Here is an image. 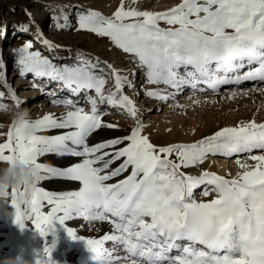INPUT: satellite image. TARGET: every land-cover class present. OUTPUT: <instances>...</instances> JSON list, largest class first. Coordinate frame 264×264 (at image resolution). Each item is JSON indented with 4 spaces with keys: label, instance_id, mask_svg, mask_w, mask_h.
Instances as JSON below:
<instances>
[{
    "label": "snow or ice",
    "instance_id": "6c2138e0",
    "mask_svg": "<svg viewBox=\"0 0 264 264\" xmlns=\"http://www.w3.org/2000/svg\"><path fill=\"white\" fill-rule=\"evenodd\" d=\"M62 19L63 24L57 20V28L72 27L66 15ZM161 21L168 27H161ZM75 29L108 38L133 58L147 84H163L176 91L190 86L200 92L205 89L198 86L206 85L215 94L221 85L264 82V0H181L163 13L126 7L121 0L111 17L92 10L78 12ZM42 35L37 28V36ZM42 44L49 50L57 47L47 39ZM32 48L28 41L14 50L22 76L56 82L72 96L94 90L99 103L126 111L137 123L125 136L90 144L89 137L98 130L119 127L103 121L98 100L88 97L91 107L85 111L72 99L57 97L55 91L34 83V88L52 97L53 105L70 110L60 117L46 114L22 125L12 123L6 142H0V162L34 164L41 172L39 183L25 182L11 189L7 205L14 210L17 226L23 230L30 221L42 238L54 230V222L65 226L70 237L84 240L96 264H264V123L242 121L194 143L155 145L142 134L138 110L124 94V88L132 86L126 75L108 64L114 91L105 96L106 79L99 74L103 69L98 59L94 64L78 53L72 63H58ZM0 84L19 107L3 74ZM147 95L165 101L170 98L157 90ZM4 96L0 91V98ZM53 129L71 130L53 136L40 134ZM46 154L82 160L59 169L38 162ZM239 154L255 163L237 159L242 171L235 178L207 170L199 176L181 171L203 164L210 155ZM117 160L122 161L120 165L111 168ZM123 173L128 175L108 183ZM52 177L78 182L80 187L64 192L45 190L41 182ZM201 185L205 187L200 195L211 199H198L194 194ZM78 217L89 222L107 220L114 234L85 239L66 226ZM105 241H113L114 247L105 248ZM118 245L123 247V256L114 255L120 251ZM54 249L55 242L46 246L35 264H54ZM174 249L177 254L170 255Z\"/></svg>",
    "mask_w": 264,
    "mask_h": 264
},
{
    "label": "bare ground",
    "instance_id": "6f19581e",
    "mask_svg": "<svg viewBox=\"0 0 264 264\" xmlns=\"http://www.w3.org/2000/svg\"><path fill=\"white\" fill-rule=\"evenodd\" d=\"M59 1L60 2L56 6V8L58 14L62 16L65 14V12L67 13L70 10L71 2H77L78 0ZM117 1L118 0H91L90 5L88 4V2L85 1H81V3L84 7L86 4L88 7L90 6L99 9L100 12L111 13L114 10V6ZM127 2L137 7V9L142 8L141 10L146 9L149 10V12L156 13L160 12V10L162 11L168 8L169 6L177 5L179 2H181V0H136V3L134 4L131 3V0H127ZM40 9L42 10V8ZM160 25H162V23H160ZM93 43L98 47H104L107 49H111L113 46H111L110 42L106 40L100 43L94 41ZM5 47H8L9 52L15 55L14 61L17 65L18 57L14 50L19 48L11 47L10 45L8 46V44H6ZM40 48H42V46ZM43 48L47 49L46 46H43ZM118 51L119 50L116 51V48L111 51V53L113 54V59H109L107 61L105 60L103 61V63L106 62L107 64L112 65V67L116 69L120 74H125L127 77L131 70L133 78L136 79V89L134 90V92H132V86H126L124 88V91L127 90V92H124V94H126L132 101L134 100V97L136 98V101H133V103L138 110L137 118L139 121H141V118L143 117L142 121L144 122V117H146L145 115L151 114V116H149L148 122L143 124L142 133L143 135L148 136L150 141L152 140L153 142H162V144H189L192 142L199 141L206 136H210L214 132L224 127L236 126L242 121L248 122L255 120L258 123H264V91H262V89H264V82L243 81L240 84L221 85L215 94L212 92L211 89H207L206 85L198 86V88H204V92L194 90L190 86H184L181 91H176L174 89L168 88L163 84H147L142 69L133 60V58L131 57V59L123 61L122 57H118L120 55ZM1 57L5 56H3V52L0 50V58ZM118 68H121V70H118ZM16 69L17 72L15 75H21L18 65ZM102 69L104 72H106V66H103ZM247 70V68L242 69L241 73ZM110 71L111 70L107 72L108 80L110 82L109 84L113 83L110 88L114 91V77L111 75L109 76ZM181 72H183V69H181ZM30 78V83H38V81L40 80L34 79L32 75ZM128 79L132 85V80H130V78ZM21 87H23V85ZM37 89L39 90V88ZM150 90L161 91L164 94H168L170 98L166 101L160 100L159 102L155 103L154 101L156 98H152L147 95V92ZM39 92H36L37 97L41 98L42 96H44V94H39ZM64 92L65 90H62L58 93V96H60ZM105 92L106 90H103V93ZM88 93V97L94 98L93 95H96L94 90ZM81 94H83L81 97L85 95L84 93ZM60 97L72 99L77 98L78 96H72L69 92V94H67L66 96L63 94ZM48 99L49 101L39 100L37 102H34L31 109L25 107L27 114L31 115V113L34 112L35 115L33 116V118L34 120H36L42 118L46 114H53L56 117H60L61 115L65 114L68 110H70L69 108H66L63 105H61L63 106L61 109L55 108V105H53L51 102L52 97ZM224 103H229V105L226 106ZM215 105H217V108ZM107 106V109L104 110L105 113L119 111L121 114H124V117L130 118L126 111L117 107H112L108 103ZM14 107L19 108L20 104L19 107H17V105H15ZM210 107L214 108H211L210 110ZM162 108H164L165 111H175L177 114L180 115L179 120L181 121L178 120L174 122V118L168 117V115L170 114H168L166 117L163 116L164 114H158L157 112H159ZM194 108H204V113L197 116H193L194 114L192 115V111L194 110ZM102 119L106 123L117 124L119 127L117 129L102 128L98 130V135H96L94 138L89 137L90 144H96L103 140L115 138L118 136H125L129 134L132 128L131 123V125L124 126V123L120 121H111L106 115H103ZM12 120L13 117L11 113H0V125H3V127H0V133L4 134L0 135V142H6V133L12 124ZM133 121L136 125L137 119L133 118ZM70 130L71 129H53L51 131L43 132L40 134L53 136ZM244 157L245 154L234 155L232 157L210 155L204 161V163L199 166V168H202L209 172H214L224 177L232 174L231 178H235L242 171L239 165L235 162L237 159H240L241 163H247L249 165L255 163L251 160H246ZM81 160V157H75L71 155L61 156L57 154H46L38 158V162L59 169H66L67 167L81 162ZM121 162V160L115 161L111 165V168L118 167ZM4 166H6V162H0V167ZM230 166L236 169H234L232 173L230 172ZM197 168L198 167L196 166H192L187 168V171H195L197 170ZM181 171H183V169H181ZM127 175L128 173H123L121 176L115 177L113 178V180L108 181V183H115L118 180L123 179ZM41 184L45 188V190H49L52 192L78 190V188L80 187L78 182L70 181L59 177H52L46 179L45 181L41 182ZM204 187V185H201L200 188L195 189L194 194L197 195L198 199H211V197H204L200 195ZM26 226L27 227L23 230L19 226H17L14 223V215L7 219L0 216V261L9 257L15 258L18 255L22 256L24 259L27 260H29L32 255L34 256V259H36L37 254L42 255L44 248L46 246H52V244L55 242V249L51 254V259L52 261H54V264H96V261L93 259L94 254L88 250L84 240L73 239L72 237H70L67 231L65 230V226H61L58 223L54 222V232L51 235V240H46V238H42L39 233L34 230V227L31 225L30 221L26 222ZM66 226H70L75 229L77 231V234L79 236H83L85 239H102L106 234H114L113 226L107 220H96L89 222L83 219L82 217H78L76 219L67 221ZM104 247L111 250L114 247V242L105 241ZM117 247L120 249V251L118 253H114V255L123 256L125 253L123 252L122 245H118ZM176 254L177 252L175 249L170 253V255ZM114 264H119V261H115Z\"/></svg>",
    "mask_w": 264,
    "mask_h": 264
},
{
    "label": "rangeland",
    "instance_id": "374dc122",
    "mask_svg": "<svg viewBox=\"0 0 264 264\" xmlns=\"http://www.w3.org/2000/svg\"><path fill=\"white\" fill-rule=\"evenodd\" d=\"M79 1V2H78ZM77 2H71V7L70 10L64 15L60 16L57 12L56 6L59 4V0H0V50L3 52V56L0 58V65H3V67H0V74L4 75L5 81L8 85H10L15 92L17 100L20 101V107L15 108L14 106L16 105V102L12 100L8 96V91L7 89L3 86V84H0V91H3L5 93V96L3 98H0V104H3L7 111H0V113H11L13 117V113L16 112L17 110H26L25 107H28V109H31L34 102H37L39 100L42 101H49L48 98L49 96L45 95L42 96L41 98L36 96V92H39L37 88L33 87L34 83H30L29 80L31 79V75L27 74L25 76L22 75H15L17 72V65L15 64V55L13 53L9 52V48L5 47L6 44L8 46L10 45L11 47H18L21 48L25 42L31 41L33 43V48L31 49L32 51L39 50L41 51L42 55L49 57V58H55V61L58 63H72L75 59V56L78 53H83L86 57L90 58L92 63H96L97 59L100 61V68L102 69L103 66H106V72H101V75L104 76L106 79V84L104 86L103 90H106L104 93L105 96H107L113 89L111 90L112 84H109L108 80V74L110 69L107 67V63L103 61H107L109 59H113V54L111 51H113L116 47L111 43V41L106 38V37H98L94 33H89L87 31H77L75 29L76 25V14L81 11H87V10H92L95 12L100 13L101 15L105 17H111L112 14L117 10V8L120 6L121 0H118L114 6V10L111 13L107 12H100L99 9L94 8V7H88L85 4V7L83 6L82 2H88L90 5L91 0H78ZM180 3V2H179ZM178 3V4H179ZM79 4V5H77ZM177 4V5H178ZM77 5V6H75ZM125 6H131L134 8H137L133 6L132 4H129L127 0H125ZM176 6V5H173ZM173 6H169L168 8L164 10H160V12L156 13H161V12H166L167 10L172 8ZM42 8V10L40 9ZM72 8V9H71ZM40 9V10H39ZM98 11H97V10ZM142 9V8H141ZM138 9V10H141ZM146 9H143L141 11H144ZM74 13H73V12ZM149 11V10H146ZM29 13L31 16H29ZM76 13V14H75ZM72 14V15H69ZM68 16V21L72 25V27L69 28H57L56 23L57 20H59V23L63 24L64 20L62 19L63 16ZM161 27H168L163 22ZM27 26V31H24L23 29ZM37 28L40 29L42 32V38L37 36ZM42 39H47L49 42L57 47H55L52 50H49L48 48H43L42 44ZM93 39V40H92ZM108 41L110 42V45L112 48L107 49L104 47H98L95 45L93 42H102V41ZM40 45V46H39ZM35 46V47H34ZM42 46V48H40ZM37 47V48H36ZM47 50V51H46ZM119 50L116 48V51ZM8 51V52H6ZM120 54L118 57L121 58L124 61H127L131 59V56L128 54H125L121 52V50L118 51ZM117 57V58H118ZM103 65V66H102ZM118 70H121V68H118ZM98 71V70H97ZM131 73V70L129 74ZM128 78L130 80L133 79L132 73L129 75ZM125 75V74H124ZM110 76V75H109ZM38 85L43 86L42 83L38 82L36 83ZM23 85V87L21 86ZM46 91H54L53 87L51 86L50 88L47 86H43ZM21 88V89H20ZM131 91L134 92L136 89V85H132ZM125 93L127 90L124 91ZM94 93V92H92ZM41 94V92H39ZM88 96L84 95L80 102L75 103L79 107H83L85 111H90L91 105H89L88 101ZM137 96V95H136ZM94 99L98 100V97L96 95H93ZM160 99H157L156 102H159ZM155 102V101H154ZM155 102V103H156ZM49 104V103H48ZM226 106L229 105V103H224ZM217 108V105H215ZM214 106V107H215ZM55 108L61 109L63 106L61 105H55ZM107 103H99L98 100V108L100 111L104 113L110 119L111 121H120L124 123V126L131 125L132 128H134L136 125L134 124L133 118H127L124 117V114H121L119 111H113V112H104V110L107 109ZM213 107V108H214ZM10 108V109H9ZM212 107L209 109L211 110ZM212 108V109H213ZM208 109V110H209ZM160 115L167 116L169 118H174V122L178 121L180 119V115L177 114L175 111H165L164 108L160 109L159 112H157ZM204 113V108H194L192 111L193 116H197ZM35 115L34 112L31 113V115H28V118L30 121H35L33 116ZM146 117H144V122L143 117L141 118V123L142 125L148 122L149 116L151 114H146ZM181 121V120H179ZM13 123V122H12ZM131 123V124H130ZM12 125V124H11ZM134 125V126H133ZM131 128V129H132ZM98 131L93 133L91 137H95L98 135ZM150 140V139H149ZM151 142L155 145L159 146H167L170 144H162V142ZM159 143V144H158ZM194 143V142H192ZM162 144V145H161ZM176 144V143H175ZM190 144V143H189ZM175 157H170V159H174ZM201 164H199L197 170L195 171H187V169H183V171L191 176H199L204 169L199 168ZM230 166V172L232 173L235 168ZM236 170V169H235ZM231 177L232 174L226 176V177ZM11 193V192H10ZM8 203L10 204V194L8 198ZM9 213H13L14 210L11 208L10 205H5ZM47 209H45L46 211ZM53 231H50V234L46 237V240H51ZM45 241V240H44ZM29 261H33V264H35V259L34 256L31 255Z\"/></svg>",
    "mask_w": 264,
    "mask_h": 264
},
{
    "label": "clouds",
    "instance_id": "9594fccd",
    "mask_svg": "<svg viewBox=\"0 0 264 264\" xmlns=\"http://www.w3.org/2000/svg\"><path fill=\"white\" fill-rule=\"evenodd\" d=\"M0 111H7V109L3 107L0 108ZM27 121L30 120L26 110H17L13 113V123L22 125ZM40 178L41 172L34 164H21L17 161L15 164L6 163V166L0 167V216L7 219L14 215V213H9L5 207L13 187L22 186L25 182L29 184L39 183ZM0 264H33V261L18 255L15 258L3 259Z\"/></svg>",
    "mask_w": 264,
    "mask_h": 264
}]
</instances>
